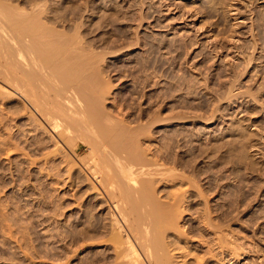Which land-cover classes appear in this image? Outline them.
Segmentation results:
<instances>
[{"label": "rangeland", "instance_id": "1", "mask_svg": "<svg viewBox=\"0 0 264 264\" xmlns=\"http://www.w3.org/2000/svg\"><path fill=\"white\" fill-rule=\"evenodd\" d=\"M37 2L102 57L103 110L143 132L159 200L182 199L176 264H264V0ZM14 93L0 77V264H120L87 146L76 157Z\"/></svg>", "mask_w": 264, "mask_h": 264}, {"label": "bare ground", "instance_id": "2", "mask_svg": "<svg viewBox=\"0 0 264 264\" xmlns=\"http://www.w3.org/2000/svg\"><path fill=\"white\" fill-rule=\"evenodd\" d=\"M21 1H0L1 79L76 157L87 146L79 161L107 203L108 240L120 264H176L175 253L183 247L179 237L171 240L168 230L185 238L186 233L177 229L182 199L159 200L155 186L147 183L153 180L158 165L145 158L137 144L143 132L132 134L134 128L122 115L119 118L109 109L103 110L112 85L102 77L107 70L102 57L96 56L78 31L67 36L56 30L49 7L33 0L28 11ZM119 104L111 106L121 108ZM32 116L29 124L39 131L36 115ZM186 255L181 252L179 256ZM191 263L183 260L182 264Z\"/></svg>", "mask_w": 264, "mask_h": 264}]
</instances>
